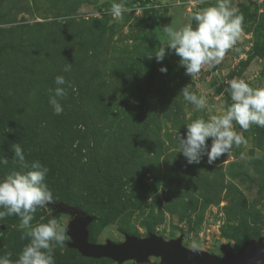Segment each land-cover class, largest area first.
<instances>
[{"label": "rangeland", "instance_id": "rangeland-1", "mask_svg": "<svg viewBox=\"0 0 264 264\" xmlns=\"http://www.w3.org/2000/svg\"><path fill=\"white\" fill-rule=\"evenodd\" d=\"M113 3L125 9L119 18L109 14ZM215 3L0 0V158L8 159L0 173L30 171L39 161L49 169L45 183L57 195L54 200L71 198L98 210L105 205L106 212L109 198L119 200L108 219L90 212L96 218L89 228L94 244H121L126 235L146 239L152 232L166 241L182 237L185 248L196 244L222 257V246L239 255L244 244L264 237V155L256 158L257 150L264 153V128L244 131L234 123L247 148L233 146L212 165L206 156L188 164L176 140L193 120L227 110L233 79L264 87V0H230L243 18L239 37L219 64L205 65L195 79L185 75L174 53L161 63L148 58L166 46L164 27L179 29L190 21L195 27L191 16ZM69 63L71 71L64 72ZM162 66L167 74L159 71ZM56 76L73 85H65L67 95L57 98L63 107L59 115L49 104ZM187 85L206 98V109L184 100L180 92ZM17 143L23 162L14 159ZM133 155L134 166L126 164L109 189L108 181ZM65 158L72 166L69 182L57 175ZM95 161L109 180L96 177ZM52 218L66 230L72 220L42 207L31 223ZM19 224L15 215L0 219V255L10 252L13 264L29 243L21 240ZM65 237V244L71 242L66 232ZM54 259L55 264H116L86 260L65 247L55 249Z\"/></svg>", "mask_w": 264, "mask_h": 264}, {"label": "clouds", "instance_id": "clouds-1", "mask_svg": "<svg viewBox=\"0 0 264 264\" xmlns=\"http://www.w3.org/2000/svg\"><path fill=\"white\" fill-rule=\"evenodd\" d=\"M203 2V0H202ZM125 11L121 3H113L109 14L119 18ZM195 27L190 22L179 29L164 27L166 46H162L148 58L156 59L157 63L164 61L170 52L180 58L179 64L185 69V75L195 79L205 65L219 64L225 53L236 43L241 32L243 18L235 14L230 0H216L214 6L206 7L191 16ZM69 63L63 69L70 72ZM159 71L167 74L168 68L162 66ZM55 89L49 98V104L54 114L63 112V107L57 98L67 95L66 88L73 85L64 76H56ZM231 105L226 111L210 115L207 120L195 119L186 125V132L176 137L179 153L188 164H199L207 157L209 165L214 164L224 154H228L233 146L239 148L248 146V141L242 134L234 130V123L244 131L253 125L264 128V87H253L243 79H233L229 83ZM185 101L196 110L207 108V100L203 95H197L185 86L181 92ZM211 140L209 144L208 141ZM14 159L23 162L24 151L19 143L12 146ZM264 153L257 150L256 158ZM241 160L246 159L241 154ZM8 159L0 158V165H7ZM49 169L39 161H33L30 171L13 170L8 175L0 177V219L6 216L20 218L19 229L23 230L21 240L27 243L14 264H55L54 252L56 248H63L65 244L66 228L55 218L45 224L32 226L34 214L38 208L53 201V194L45 183ZM198 245L193 244V250ZM11 253L0 255V264H13Z\"/></svg>", "mask_w": 264, "mask_h": 264}, {"label": "water", "instance_id": "water-1", "mask_svg": "<svg viewBox=\"0 0 264 264\" xmlns=\"http://www.w3.org/2000/svg\"><path fill=\"white\" fill-rule=\"evenodd\" d=\"M44 207L51 209L55 215L72 217L66 230L67 236L71 239L67 246L88 259H108L116 264L128 262L146 264L151 258L160 259L161 264H264V237L248 242L245 251L239 255L235 254L230 245L222 246V257L198 249L189 250L183 246L182 237L166 241L155 234L149 235L146 239L126 235V241L121 244L111 241L105 245L94 244L90 241L89 228L95 217L64 203L52 201Z\"/></svg>", "mask_w": 264, "mask_h": 264}, {"label": "trees", "instance_id": "trees-1", "mask_svg": "<svg viewBox=\"0 0 264 264\" xmlns=\"http://www.w3.org/2000/svg\"><path fill=\"white\" fill-rule=\"evenodd\" d=\"M135 160H136V156L135 155H133L132 157H130L128 160H126L123 164H121L120 165V169H119V171H118V173H117V175L116 176H114L113 177V179L112 180H109V176L107 177V173L106 172H102V169L98 166V164H97V161H95V173H96V177L97 178H99L101 181L104 179V178H108V183H107V186L109 187V189H111L112 187H113V185H115L117 182H115L116 180H117V178L122 174V173H124V171L126 170V168H125V165L126 164H128V166L129 167H131V166H134V162H135ZM63 162V163H62ZM61 163H60V170L57 172V175H58V177H61V180L63 179V178H65L66 180H67V182H69L70 181V179H71V176L73 175V173H72V166L71 167H68V166H70L71 165V162H70V160H69V158H65V159H63V161H62ZM65 173H68L67 175L65 174ZM4 176V174H2V173H0V177H3ZM117 187H119L118 185H116ZM115 186V187H116ZM107 189V188H106ZM53 195H56V194H53ZM98 195L100 196L101 195V191H98ZM57 196V195H56ZM110 199V201L109 202H107V206H108V210L109 211H112V208H110V207H114L115 206V203L114 202H117V203H119V200H116L115 198H109ZM67 200V201H66ZM66 200L64 201H60V200H54L53 199V202H56V203H64V204H66V205H68V206H70V207H75V208H78V209H80V210H82V211H84V212H86V213H88L89 215H90V212H94V211H97L98 213H99V215H102V217L104 218V219H108L109 217H110V212L109 211H105V205H102V207H100V209L98 210V209H96V208H89V207H87L86 206V204H83L84 206H82L81 204H80V202L79 201H76V200H74V199H71V198H66ZM95 207H98L99 208V206H95ZM93 216V215H92ZM95 220H96V218H95ZM95 222V221H94ZM150 234H153L152 232H150ZM149 234V235H150ZM259 239V238H258ZM90 241H91V243H94L91 239H90ZM64 247L65 248H67L68 250H70V251H72V252H76V253H78L79 254V256L81 257V258H83V259H86V260H92V261H94V262H98V261H103V260H108V259H101V260H94V259H88V258H85V257H83L78 251H76V250H72V249H70V248H68V246H67V243L66 244H64ZM244 249H245V244H244V246L240 249V253L241 252H243L244 251ZM239 253V254H240ZM236 255H238V254H236ZM108 261H111V260H108ZM111 262H113V261H111Z\"/></svg>", "mask_w": 264, "mask_h": 264}]
</instances>
